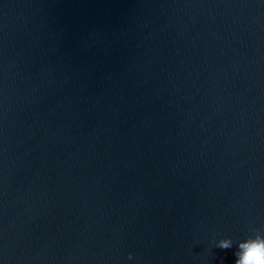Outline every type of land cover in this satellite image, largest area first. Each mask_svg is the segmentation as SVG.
I'll use <instances>...</instances> for the list:
<instances>
[{
    "label": "water",
    "instance_id": "1",
    "mask_svg": "<svg viewBox=\"0 0 264 264\" xmlns=\"http://www.w3.org/2000/svg\"><path fill=\"white\" fill-rule=\"evenodd\" d=\"M254 230L264 0H0V264H234Z\"/></svg>",
    "mask_w": 264,
    "mask_h": 264
},
{
    "label": "clouds",
    "instance_id": "2",
    "mask_svg": "<svg viewBox=\"0 0 264 264\" xmlns=\"http://www.w3.org/2000/svg\"><path fill=\"white\" fill-rule=\"evenodd\" d=\"M255 235L237 242L234 264H264V232L254 230ZM216 247L227 250L233 247L230 238L220 239ZM131 259V257H129Z\"/></svg>",
    "mask_w": 264,
    "mask_h": 264
}]
</instances>
